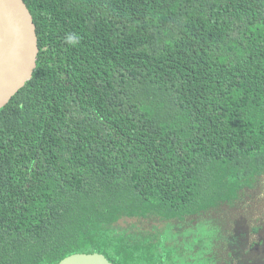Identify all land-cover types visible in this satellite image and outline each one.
<instances>
[{
  "label": "trees",
  "instance_id": "obj_1",
  "mask_svg": "<svg viewBox=\"0 0 264 264\" xmlns=\"http://www.w3.org/2000/svg\"><path fill=\"white\" fill-rule=\"evenodd\" d=\"M24 1L41 52L0 109V264H180L168 236L113 226L264 176V0Z\"/></svg>",
  "mask_w": 264,
  "mask_h": 264
},
{
  "label": "rangeland",
  "instance_id": "obj_2",
  "mask_svg": "<svg viewBox=\"0 0 264 264\" xmlns=\"http://www.w3.org/2000/svg\"><path fill=\"white\" fill-rule=\"evenodd\" d=\"M113 229L129 236H168L180 264H264V176L233 205L185 221L125 218Z\"/></svg>",
  "mask_w": 264,
  "mask_h": 264
},
{
  "label": "water",
  "instance_id": "obj_3",
  "mask_svg": "<svg viewBox=\"0 0 264 264\" xmlns=\"http://www.w3.org/2000/svg\"><path fill=\"white\" fill-rule=\"evenodd\" d=\"M0 109L32 79L38 67L39 38L24 0H0ZM58 264H112L103 254H77Z\"/></svg>",
  "mask_w": 264,
  "mask_h": 264
},
{
  "label": "bare ground",
  "instance_id": "obj_4",
  "mask_svg": "<svg viewBox=\"0 0 264 264\" xmlns=\"http://www.w3.org/2000/svg\"><path fill=\"white\" fill-rule=\"evenodd\" d=\"M2 44H3V41L2 39H0V49H1Z\"/></svg>",
  "mask_w": 264,
  "mask_h": 264
}]
</instances>
